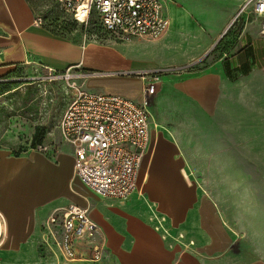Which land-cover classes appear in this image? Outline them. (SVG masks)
I'll list each match as a JSON object with an SVG mask.
<instances>
[{"label": "crops", "instance_id": "obj_1", "mask_svg": "<svg viewBox=\"0 0 264 264\" xmlns=\"http://www.w3.org/2000/svg\"><path fill=\"white\" fill-rule=\"evenodd\" d=\"M225 5L227 8L228 3ZM167 8L165 0L170 26L160 43L168 41L173 32L174 13L169 16ZM38 14L34 0H0V80L10 72L29 67L45 70L48 66L58 72L73 67V71L87 69L96 73L99 70L95 68L100 66L113 71L150 68L124 57L112 45L85 41L86 34L52 30L45 20L42 26H36L34 20L41 17ZM240 42L241 49L221 68L229 83L228 96L220 100L222 106H227V113H203L204 123L208 122L203 144L213 149V161L221 158L217 147L228 137L230 163L236 162L239 145H244L246 160L263 163L264 64L257 59L252 34L242 35ZM122 43L136 45L139 41ZM95 72L91 73L90 91L142 99L139 78ZM216 121L226 124L220 126ZM68 145L74 156L73 147ZM181 152L168 134L153 135L151 119L150 145L132 195L124 200L103 198L82 184L86 191L73 195L69 203L89 209L99 226L95 240L103 248L102 258L68 261L57 249L43 243L44 222L60 203L55 204L60 197L61 161L43 156L33 160L0 150V211L7 223L0 264H264L263 245L258 247L251 238L238 236L216 199L201 190L198 180L182 174L185 166ZM219 152L226 154L224 150ZM154 215L165 219L169 236L158 227ZM190 241L194 245H188ZM90 254L87 246L79 247L80 256Z\"/></svg>", "mask_w": 264, "mask_h": 264}, {"label": "rangeland", "instance_id": "obj_2", "mask_svg": "<svg viewBox=\"0 0 264 264\" xmlns=\"http://www.w3.org/2000/svg\"><path fill=\"white\" fill-rule=\"evenodd\" d=\"M224 1L166 0L169 16L174 13L172 36L164 43H160L161 39H135L139 41L136 45L113 40L98 28L86 32L82 25L59 13L53 0L34 3L38 15L52 30L86 34L87 41H95V33L101 45H112L136 63L171 69L170 75L163 76L149 107L153 135L161 136L164 132L174 138L182 149V174L198 180L201 190L216 199L238 236L251 238L254 245L262 244L264 248V162L246 160L244 145H239L236 162L230 163L228 137L217 147L221 158L213 161V149L203 144V130L208 124L203 121V113H227V106H222L220 100L228 96L229 83L221 68L227 58L241 49L242 35L254 36L257 59L260 65L264 64V38L259 37L258 24L252 15L240 14L244 0ZM95 69L99 73L113 71L103 66ZM19 71L22 77L12 79L25 80L14 81L11 94L0 96V150L33 160L41 156L60 160V197L55 204L60 201L58 206H63L72 202L73 195H82L86 188L75 178L74 156L61 136L59 123L75 98L72 85L90 91L91 73L95 71L77 69L73 78L52 82L44 78L43 69L29 67ZM84 74L86 78L81 76ZM43 148L46 150L42 151ZM223 150L226 154L219 152Z\"/></svg>", "mask_w": 264, "mask_h": 264}, {"label": "built area", "instance_id": "obj_3", "mask_svg": "<svg viewBox=\"0 0 264 264\" xmlns=\"http://www.w3.org/2000/svg\"><path fill=\"white\" fill-rule=\"evenodd\" d=\"M57 9L69 20L81 24L86 32L98 28L116 41L133 39L159 40L167 32L170 20L165 0H54ZM87 2L86 9L79 6ZM264 0H244L240 14L252 15L264 38ZM85 16L80 22L77 15ZM44 19L37 17L36 26ZM96 40L97 35L94 33ZM84 40L87 41L85 35ZM45 79H71L73 67L63 72L46 66ZM171 69H128L103 73L105 76L137 77L142 82V99L134 100L119 94L92 92L74 83L75 98L59 123L63 140L73 147L75 177L87 189L103 198L124 200L135 192L145 153L151 140L152 97L164 75ZM100 74L95 72V75ZM102 74V73H101ZM86 78L85 74L81 75ZM45 151L46 148L41 149ZM158 227L166 235L164 218L154 215ZM6 218L0 211V247L6 238ZM43 243L54 247L68 261L83 258L99 261L102 246L96 242L98 224L88 208L76 203L57 206L44 222ZM183 239V235H179ZM87 246L91 254L80 256L79 247ZM188 245H194L190 241Z\"/></svg>", "mask_w": 264, "mask_h": 264}, {"label": "trees", "instance_id": "obj_4", "mask_svg": "<svg viewBox=\"0 0 264 264\" xmlns=\"http://www.w3.org/2000/svg\"><path fill=\"white\" fill-rule=\"evenodd\" d=\"M17 76L22 77V73L17 72V71H13V72L6 74L4 77L1 78V80H0V96H3V95L5 96L8 94H11V91H13L15 89V86H13L15 82L9 81V80L14 78V77H17Z\"/></svg>", "mask_w": 264, "mask_h": 264}, {"label": "clouds", "instance_id": "obj_5", "mask_svg": "<svg viewBox=\"0 0 264 264\" xmlns=\"http://www.w3.org/2000/svg\"><path fill=\"white\" fill-rule=\"evenodd\" d=\"M87 6H88V4H87V2L85 3V4H83V5H80L79 6V9H78V12H79V10H82V9H86L87 8ZM261 14H264V7H262L261 8ZM77 19L80 21V22H85V16H83V15H77Z\"/></svg>", "mask_w": 264, "mask_h": 264}, {"label": "water", "instance_id": "obj_6", "mask_svg": "<svg viewBox=\"0 0 264 264\" xmlns=\"http://www.w3.org/2000/svg\"><path fill=\"white\" fill-rule=\"evenodd\" d=\"M20 80H25V79H10L9 81H20Z\"/></svg>", "mask_w": 264, "mask_h": 264}]
</instances>
